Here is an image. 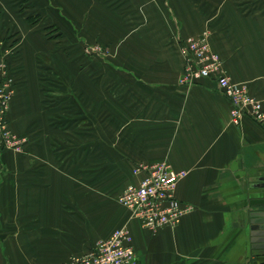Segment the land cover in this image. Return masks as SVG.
Returning a JSON list of instances; mask_svg holds the SVG:
<instances>
[{
    "label": "crops",
    "instance_id": "0c3cea01",
    "mask_svg": "<svg viewBox=\"0 0 264 264\" xmlns=\"http://www.w3.org/2000/svg\"><path fill=\"white\" fill-rule=\"evenodd\" d=\"M27 2L32 9L20 13L0 0V32L16 30L22 41L10 60L29 80L10 116L34 146L32 157L0 148V264H63L121 225L132 233L137 264H264L249 228L251 213L263 207L264 188L251 184L264 176V124L247 114L233 124L230 98L213 77L193 87L178 84L186 60L180 43L209 29L227 74L250 83L264 107V7L253 12L250 1L239 6L236 0ZM33 13L35 24L28 19ZM49 26L59 37L47 34ZM81 39L118 48L97 74L88 61L90 71L81 75L85 107L99 108L98 135L111 137L118 153L99 154V165L115 161L112 179L121 178L125 187L140 179L134 163L162 160L186 168L176 195L194 210L179 225L153 232L105 195L108 172L98 173V188L91 190L90 180L82 186L76 172L59 167L53 147L63 131L49 118L58 109L43 101L37 68L43 56L73 69L78 63L63 51ZM76 79L72 72L64 80Z\"/></svg>",
    "mask_w": 264,
    "mask_h": 264
},
{
    "label": "rangeland",
    "instance_id": "374dc122",
    "mask_svg": "<svg viewBox=\"0 0 264 264\" xmlns=\"http://www.w3.org/2000/svg\"><path fill=\"white\" fill-rule=\"evenodd\" d=\"M9 1L11 2L12 5H14L12 6V8L14 7L13 10H16V12L17 11L20 13L27 12L26 10L32 9V8L28 9L30 6L27 2L28 0H9ZM236 1L239 6H242L247 1H250L249 6L251 7V10L253 12H257L259 8L264 7V4H262L264 3V0H236ZM34 13L31 16H28V19L31 21V23L35 24V19L37 18V16L34 15ZM54 28L55 27L53 26L47 27V34L51 36V38L53 39H55L56 37H59L57 30L56 29L54 30ZM206 30H209V29H206ZM6 31L7 32H0V91L2 87H5L4 86L5 83L6 84L9 83V85H7L6 87L8 88V91L11 93L10 95L8 93L7 102H6L7 107L3 115L0 118V120H2L0 122H1V125L4 124L5 127H8L12 135L15 137L12 139V141H15V143L17 144L21 141V144L19 145L20 147H18L17 149L15 147L7 146V144L4 141L5 139L1 138L0 136V148L3 150L7 149L12 154L18 157L19 155H24V157H32V155H34V151H33L34 146L32 144L33 141H32L31 135H29V132H23L19 130L16 131L15 128L13 127L12 119L10 116L11 109L13 108V101L17 97V93H19L18 91H20L22 85H25L26 83L29 84L28 83L29 80H27L28 78L25 77L26 78L25 80H23L24 78H21L20 67L19 66L14 67L15 65H13L12 61L10 60L11 57H14L16 52L17 53L19 52L18 46L22 41H21V37L18 36V33L16 30L14 31L6 30ZM196 35H192L191 37H188V38H192L193 36H196ZM210 35H211V30H209V34H208V39H209V42L211 43ZM18 42L20 43L18 44ZM16 44H18L17 47H15ZM180 44H181L180 50L182 51V53L185 55V58H186L183 69H182V73H183L185 64L187 60L189 59L188 58L189 55L186 53L187 51L184 48L185 46L184 39L182 40ZM76 45H77L76 48L74 47L72 48V50L69 48V51L71 52V54L69 53L68 50L63 51L65 53L66 58H68L67 57L68 55H66L68 52L69 58H71V60L74 59V61L78 63L77 65L74 66L73 69H71L70 66L67 67L66 64L64 66L63 64H60V63L58 64L56 63V65L52 64L50 63L49 59H46L42 56L41 60L43 59L44 62H39L40 65H38V68H37L39 70L38 73H37V70L34 71V73L36 72L37 74H39L38 77H40L37 83L40 82L39 90H41L42 92L40 91L39 93L43 94V101H46L47 102L46 104H49L53 106L54 108L58 109V112L55 113L54 116L49 117L50 120L53 122V124H56V126L59 127L61 131H63L61 132V139H60L59 144L57 145L54 144L55 145L53 147L54 154L57 156V159H58L57 162H58L59 167L62 169H66L68 171L76 172L75 173L76 181H79L82 186H84L83 184L89 183L86 180H90V183L92 185L90 186L91 190H93L92 188H98L96 184L98 183V179H99V177H97L98 173H100L101 170H103L104 172V173L102 172L101 174H106L108 172L109 175L111 176L105 180V183H107L108 185L110 184V185L109 186L106 185L107 191H105L106 192L105 195H107L109 199L111 198V201L114 200L113 202L121 204L117 200L119 198L118 194L126 188L124 186L126 183L122 185L121 183L122 180L119 177H115L112 179V177H114L115 169L118 168L119 166L114 161V162H108L107 167H106L104 166L106 161L101 160L102 162L101 165H99L100 162L98 161L99 159L98 155L101 153L106 155L107 158L114 157L118 155V153H116V150L114 148V143H111V140H110L111 137L109 138V136L105 134L103 136L98 135L99 108L97 107V104L92 103V102H91L92 108L85 107L86 104H89L88 103L89 99L83 95V92H82L83 83L81 79L82 77L81 75L84 73V71H90L88 67V63H89L88 61L92 62V64L95 66L96 70L93 73L97 74L100 68L99 64L101 62L105 63L104 60H109L113 56H116V54L118 53V48L117 47L114 48L112 47L111 44H105L98 40L91 42L89 40L81 39L79 42H76ZM212 45L213 43H211V47ZM212 49L214 50L213 47ZM214 51L217 52L216 50ZM83 58L87 59V62L85 64L83 62ZM34 67L36 68V66ZM72 72L76 73L77 79L74 82L73 81L66 82L64 79H68L70 77V74H72ZM31 74H32V69H31ZM35 76L37 75L35 74ZM197 81H195L194 83H196ZM194 83L192 85H188L185 82H182L181 75L178 79V84L187 85V87H193ZM111 87H112V83L108 85V88H111ZM257 99L262 103L260 98L257 97ZM92 101L96 102L95 100H92ZM231 113H230V117H231ZM34 116H35L34 113H32V117H31L32 119H31V125H30V129L32 127L31 129L32 132L34 131V126H35ZM258 123H261V122H258ZM238 124H241V122ZM261 124L263 125L264 122ZM100 138H102L104 143L106 144L101 145L99 147L97 142L100 140ZM121 159H122L121 161L125 160L124 157H121ZM134 164L131 165V163H129V165H131L132 167L131 169L133 170L132 171L133 174H135L134 167L139 163H136L135 165ZM89 170L92 172H89ZM88 175L90 176V178H88L89 177ZM83 176L87 178L83 179ZM178 199L182 201L180 198ZM190 205L192 206L194 210V206L192 204ZM79 206H80V209L83 210L82 208L83 206L81 205V203L79 204ZM122 207L124 206L122 205ZM130 215H131V212H130ZM101 239H104V238L102 237L98 241H100ZM95 244L93 245L92 248H94ZM90 251L86 252L85 254H80V255H86Z\"/></svg>",
    "mask_w": 264,
    "mask_h": 264
},
{
    "label": "built area",
    "instance_id": "2783aa9c",
    "mask_svg": "<svg viewBox=\"0 0 264 264\" xmlns=\"http://www.w3.org/2000/svg\"><path fill=\"white\" fill-rule=\"evenodd\" d=\"M209 30L185 40V50L189 55L181 81L192 85L198 79L213 77L220 90L232 103L231 122L238 124L244 115L264 122L262 103L250 91V83L233 80L223 65L222 56L215 52L208 39ZM184 44V42H183ZM4 84L0 91V118L6 110L8 91ZM2 121V120H0ZM6 125V124H5ZM0 136L7 146L20 147L12 141L15 138L8 127L0 122ZM12 141V143H11ZM135 175L140 176L137 184H129L118 194L120 202L143 227L156 232L161 227H174L193 208L189 202L180 201L176 188L188 173L186 168L176 169L171 164L158 160L153 163L142 161L134 167ZM132 233L127 225L118 226L110 235L97 241L86 255H78L63 264H137V251L132 243Z\"/></svg>",
    "mask_w": 264,
    "mask_h": 264
},
{
    "label": "water",
    "instance_id": "95a60500",
    "mask_svg": "<svg viewBox=\"0 0 264 264\" xmlns=\"http://www.w3.org/2000/svg\"><path fill=\"white\" fill-rule=\"evenodd\" d=\"M251 186L264 188V176H254ZM263 207L261 210H255L251 213V222L249 228L251 233V242L254 252L264 255V195L261 201Z\"/></svg>",
    "mask_w": 264,
    "mask_h": 264
},
{
    "label": "flooded vegetation",
    "instance_id": "af4514ba",
    "mask_svg": "<svg viewBox=\"0 0 264 264\" xmlns=\"http://www.w3.org/2000/svg\"><path fill=\"white\" fill-rule=\"evenodd\" d=\"M262 250H264V249H262Z\"/></svg>",
    "mask_w": 264,
    "mask_h": 264
}]
</instances>
